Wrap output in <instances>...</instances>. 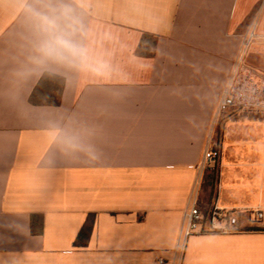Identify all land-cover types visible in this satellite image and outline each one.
<instances>
[{
  "label": "crops",
  "instance_id": "crops-1",
  "mask_svg": "<svg viewBox=\"0 0 264 264\" xmlns=\"http://www.w3.org/2000/svg\"><path fill=\"white\" fill-rule=\"evenodd\" d=\"M17 4L0 0V264H264V121L216 115L243 37L264 35V0H77L100 76L28 75ZM45 74L62 78L44 86L56 105L30 101ZM193 203L236 210L239 231L181 250Z\"/></svg>",
  "mask_w": 264,
  "mask_h": 264
},
{
  "label": "clouds",
  "instance_id": "clouds-1",
  "mask_svg": "<svg viewBox=\"0 0 264 264\" xmlns=\"http://www.w3.org/2000/svg\"><path fill=\"white\" fill-rule=\"evenodd\" d=\"M30 35L27 74L42 75L53 66L103 75L107 64L86 43L88 25L77 0H18ZM71 148H79L71 138Z\"/></svg>",
  "mask_w": 264,
  "mask_h": 264
},
{
  "label": "built area",
  "instance_id": "built-area-1",
  "mask_svg": "<svg viewBox=\"0 0 264 264\" xmlns=\"http://www.w3.org/2000/svg\"><path fill=\"white\" fill-rule=\"evenodd\" d=\"M259 37L264 42V35H256L254 29L249 30L243 37L230 78L217 103V116L233 110L264 114V72L248 62L250 48ZM218 155V150L207 148L203 155L204 163H213ZM250 214L256 223L263 220V212L259 207L252 209ZM238 231L236 210L226 209L217 204L206 210L193 203L184 212L179 248L182 250L186 240L192 235L232 234Z\"/></svg>",
  "mask_w": 264,
  "mask_h": 264
},
{
  "label": "trees",
  "instance_id": "trees-1",
  "mask_svg": "<svg viewBox=\"0 0 264 264\" xmlns=\"http://www.w3.org/2000/svg\"><path fill=\"white\" fill-rule=\"evenodd\" d=\"M51 79H55L60 82L62 81V78L57 77V76L48 75V74L43 75L37 85V89H35V91L30 96V101L32 103H36L38 99H42L44 97V98H47V101H46L47 103H53L54 105L58 104V94L48 92V90L45 91V88H44L45 84H47ZM38 90H40L39 92H41V94H38ZM54 90L60 91V88L55 87ZM254 115L258 116L257 114H254ZM213 178L214 176H210V179H213ZM93 217H94L93 215H89L87 217L85 224L83 225V227L81 228V230L79 231V233L77 234L73 242L74 246L83 247L87 244L88 239L90 237L91 229L93 226ZM31 221H32V225L34 226V222H35L34 216H32ZM40 226H41V223H40Z\"/></svg>",
  "mask_w": 264,
  "mask_h": 264
},
{
  "label": "rangeland",
  "instance_id": "rangeland-1",
  "mask_svg": "<svg viewBox=\"0 0 264 264\" xmlns=\"http://www.w3.org/2000/svg\"><path fill=\"white\" fill-rule=\"evenodd\" d=\"M261 29L264 32V15H262V19H261ZM248 62L255 68L264 72V42L260 39V37L255 40L254 44L250 48L249 55H248ZM257 115L258 116L254 114L253 115L248 114V115L238 116L234 114V115H228L227 118L235 119V120L253 118V119L264 121V114H257ZM216 160H215V163H216ZM206 175L209 179L208 184L215 186V181H217V171H216L215 165L213 169L206 172ZM210 176H214V178L210 179Z\"/></svg>",
  "mask_w": 264,
  "mask_h": 264
}]
</instances>
